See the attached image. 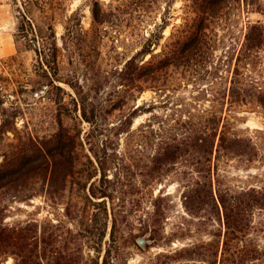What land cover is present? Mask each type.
<instances>
[{"label": "rangeland", "instance_id": "1", "mask_svg": "<svg viewBox=\"0 0 264 264\" xmlns=\"http://www.w3.org/2000/svg\"><path fill=\"white\" fill-rule=\"evenodd\" d=\"M95 1H99L104 11L105 22L101 25L94 20ZM17 3L20 4L21 0H0V101L4 100L6 107H21L22 113L16 120L18 130L31 133L40 140L49 137L58 127L55 106L48 97L47 87L32 92L40 81L35 72L36 55L34 51L20 50L16 41ZM192 5V0H64L62 14L56 22L59 43L62 45L64 24L68 20L71 19L73 24L81 22L83 34L76 42L79 50L73 48L75 59H82L79 69L88 71L99 64L109 68L114 65L123 67L152 34L161 36L162 32L161 41L152 47L154 53H161L172 34L185 25L188 18L195 17ZM55 7L58 9V5ZM220 14V19L211 22L208 44L203 52L205 58L200 64L171 71L164 77L163 90H146L127 109L113 112L108 121L110 126L116 124L135 104L151 109L135 119L131 134L120 137L123 154L140 156L144 160L142 164H151L159 148L166 146L163 143L170 141L173 134L180 135L186 129L192 131L210 112L217 109L224 117H234V127L238 131L255 137L259 156L252 161L237 157L218 163L219 172L217 174L214 170L213 181L219 207L211 200L198 213H191L185 207L187 185L200 180L193 165L195 160L187 155L167 165L162 179L149 186L142 183L145 180L141 176L136 178L140 190L133 182H128L125 188L140 191L142 202L137 205L129 196L126 205L117 208L119 232L115 242L111 239V201L108 200L106 235L101 242L99 228L107 221L102 214L93 221L95 215H89L100 213V209L77 191L69 192V197L79 200L76 207L54 203L45 192L24 201L10 198L0 215L5 225L38 224L41 232L46 228L53 235L54 249L68 247L77 258V264H95L97 261L105 264L109 248V264H221L226 221L216 177L224 183L222 189L227 183L238 189L264 187V108L257 104L231 107L225 97L238 65V79L248 78L264 89V48L250 53L248 58L244 55L239 64L248 29L255 24L264 28V0L231 1ZM150 58L148 55L146 60ZM61 85L74 92L68 85ZM112 91L108 87L99 97L106 99ZM78 113L81 115L80 108ZM65 122L73 123L68 118ZM83 128L85 134L90 124L84 122ZM15 141V134L10 132L0 147L5 149L8 143ZM110 177L113 178L112 173ZM43 186L44 183L32 184L37 191ZM157 196H163L164 214L154 222L153 197ZM86 220H90L88 231ZM250 237L261 252L253 264H264V210L255 211ZM141 238H146L144 246L139 242ZM0 264H16V258L12 254H0Z\"/></svg>", "mask_w": 264, "mask_h": 264}, {"label": "trees", "instance_id": "2", "mask_svg": "<svg viewBox=\"0 0 264 264\" xmlns=\"http://www.w3.org/2000/svg\"><path fill=\"white\" fill-rule=\"evenodd\" d=\"M231 1L240 0H192L195 17L188 18L185 25L172 34L161 53H154L152 47L161 41L162 32L161 36L152 34L123 67L114 65L109 68L99 64L88 71L79 69L82 59H75L73 50H79L76 42L83 34L81 22L73 24L71 19L68 20L64 24L62 45L59 43L56 22L62 14L64 0H21L20 4L17 3L19 20L16 41L20 50L34 51L36 55L35 72L40 81L34 85L32 92L43 90L42 87L49 89L48 97L54 103L58 127L49 137L36 140L31 133L19 131L16 126V120L22 113L21 107H6L5 101H0V143L3 145L10 132L15 134L16 139L8 143L5 149L4 146L0 147V158L3 157L0 161V215L10 198L24 201L42 192L54 203L76 207L79 200L69 197V192L77 191L84 195L82 198L100 209V213L90 214L89 217L95 215L94 221L102 214L107 221L99 228L101 242L106 235L108 200L111 201V239L115 242L119 232L117 208L125 206L129 196L133 197L131 202L137 205L142 202L136 178L143 177L145 181L142 183L149 186L162 179L167 165L187 155L195 160L193 165L200 180L187 185L185 207L191 213H198L210 200L219 207L213 181L214 170L217 174L219 172L218 163L237 157L252 161L259 156L255 137L248 132L238 131L234 127V117H224L222 111L217 109L210 112L192 131L186 129L180 135L173 134L169 140L174 143L164 142L166 146L159 148L151 164H142L144 160L140 156L135 158L123 154L120 151V137L131 134L135 119L152 110L135 104L116 124L110 126L108 121L113 112L124 111L146 90H163L164 77L171 71L200 64L205 58L203 52L208 44L211 22L222 17L221 10L227 8ZM102 10L99 1H95L93 15L95 23L99 25L105 22ZM262 48L264 28L261 24L252 25L248 29L239 64L244 55L248 58L250 53ZM148 55L151 58L146 60ZM239 75L238 65L231 89L225 95L231 107L257 104L264 108V89L248 78L238 79ZM62 83L74 92L67 90ZM108 87L113 89L109 97L100 98V93ZM66 118L73 123L67 124ZM84 122L90 124L85 134ZM136 151L139 153L140 149ZM111 173L113 178L110 177ZM128 182L134 183L138 190H127ZM42 183L41 191L32 187V184ZM216 183L226 221L221 264H253L261 252L250 237V231L255 211L264 210V187L238 189L227 183L222 189L224 183L218 177ZM94 199L102 200L97 202ZM161 200L163 196L153 197L154 222L164 214ZM89 221L86 220L87 231ZM52 239V233L46 228L41 232L38 224L10 227L0 218V254H12L16 264H77L74 253L68 247L55 250ZM110 254L109 248L105 264H109ZM95 264L100 263L97 261Z\"/></svg>", "mask_w": 264, "mask_h": 264}, {"label": "water", "instance_id": "3", "mask_svg": "<svg viewBox=\"0 0 264 264\" xmlns=\"http://www.w3.org/2000/svg\"><path fill=\"white\" fill-rule=\"evenodd\" d=\"M139 242H140V244L141 245H145V243H146V238H141L140 240H139Z\"/></svg>", "mask_w": 264, "mask_h": 264}]
</instances>
